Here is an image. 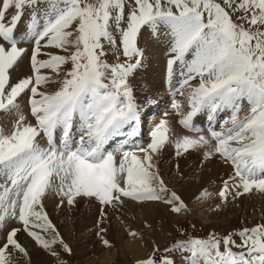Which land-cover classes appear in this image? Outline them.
Wrapping results in <instances>:
<instances>
[{
  "label": "snow or ice",
  "instance_id": "snow-or-ice-1",
  "mask_svg": "<svg viewBox=\"0 0 264 264\" xmlns=\"http://www.w3.org/2000/svg\"><path fill=\"white\" fill-rule=\"evenodd\" d=\"M161 44L171 109L197 133L174 141L175 157L199 152L200 168L217 157L230 163L233 175L217 193L221 203L264 194V0H0V114L11 121L7 131L0 128V264H14L17 254L31 264L21 231L67 264L56 246L69 255L72 249L44 208L50 194L58 209L97 202L96 235L106 247L112 245L102 225L126 202L163 205L176 216L191 211L155 162L171 142L168 120L155 125L146 145L136 141L141 105L132 82L147 78L149 48ZM26 56L29 72L13 82ZM151 94L149 86L145 105L156 103ZM202 113L208 135L193 123ZM220 113L228 115L218 124ZM118 137L123 141L109 151ZM175 168L182 178L179 163ZM211 195L204 189L196 199ZM13 222L21 227H9ZM127 235L144 239L130 228ZM163 251L179 254L182 264H264V224L176 240ZM158 252L153 241L137 264H177Z\"/></svg>",
  "mask_w": 264,
  "mask_h": 264
},
{
  "label": "rangeland",
  "instance_id": "rangeland-1",
  "mask_svg": "<svg viewBox=\"0 0 264 264\" xmlns=\"http://www.w3.org/2000/svg\"><path fill=\"white\" fill-rule=\"evenodd\" d=\"M142 46H143V42H142ZM24 63L26 64L25 66H26L27 72H29V69L27 68L28 67L27 56L24 58ZM15 75H16V72H13L12 73L13 82H15L17 80ZM193 84H194V82H193ZM195 85L196 84H194V86ZM144 86H145L144 84H140V85H138V87L136 85V88L139 90H143L142 88ZM55 87H56V85H52L47 90L52 91L55 89ZM161 91L162 92H160L156 96H160L163 93L166 95L170 94L169 85H165V87ZM138 97H137L138 103L142 106V108H144L143 107L145 105L144 104V95L142 96V98H138ZM153 98H155V97H153ZM158 101H159V99H158ZM23 102L26 105L25 100H23ZM156 103H157V101H156ZM170 103H171V99L169 100V103L167 102L165 104V106H167ZM182 103L186 104L185 100H183ZM156 107L159 108L160 106L159 107L156 106ZM185 107H186V105H185ZM160 110L162 111V109H160ZM155 111L156 110H153L152 112H150V114L148 113V115H145L144 111L141 110V112H142L141 117L142 118L140 121H142V123L140 124V126L142 128L144 126V130H145V124H147L146 118L149 116L148 120L152 121L150 115L153 114V112H155ZM163 113L165 114V112H163ZM164 114L160 113V114L155 115V118H159L158 123L160 122L161 119H167L168 113H167V116L162 118V116ZM169 114H171L173 117H175L176 121L178 119V124H179V120L181 119V117L178 116L176 113H174V114L169 113ZM245 114H247V109H245V112H243L241 115H245ZM29 117L34 122L33 118L30 115H29ZM222 118H227V116H224ZM222 118L217 119L218 123L220 121H222ZM2 120H3V114L0 115V128L2 127V123H3ZM179 126H180V124L178 125V127ZM180 129H182V128H180ZM218 130H220V129H218ZM140 135L143 136V139H145V138L147 139L146 132H144V134H140ZM140 140H142V139H140V138L136 139L137 142ZM39 142H41V143L44 142L43 146L46 145V142L43 138H39ZM144 142L145 141L143 140V144H144ZM113 143H111V145L108 147L109 151H114V149L117 147L115 145V143L114 144ZM115 155L117 158H120V154L119 155L115 154ZM171 161H172V158H170V157L168 159H163L162 155H161V157H159V156L155 157V162H159V164L157 166L160 167L161 174H162V172H164V176H166L165 177L166 183H168L169 181L175 180L174 183L172 182V185H169V183H168V185L170 188L171 187L174 188L178 192V194H180V190L185 189V186L188 185V183L189 184L195 183V182H193L194 178H192V177L196 176V174L200 170V168H198L199 170L193 169V168H197V167H195L193 161L188 160L187 164H186L187 169L192 167L191 172H193V171H195V172L187 174V176H185V179H184V177H182V178L174 177L172 180H170V177L173 176V173H168L169 172L168 164H170ZM181 179L183 182H181ZM219 179H220V181L214 182L213 183L214 187H212L213 189H211L209 191L210 193H212L210 200L211 199L215 200V198H217V196H216L217 195L216 189L218 187L217 185H221L224 182V181L221 182V179H222L221 177ZM196 180L198 181V183L196 181V184L199 185L200 184L199 181H201V177H198V179H196ZM216 180H218V179H216ZM182 198L184 199V197H182ZM214 200L211 201L209 205H207V203L209 201V198H208L205 200L206 202L202 201V204L199 206L198 205L195 206L196 204H194V206L192 205L193 208L190 207V205H189L190 201L185 200V202L188 204L189 208L191 209V211L188 214L176 216V215H172L170 213L172 215V217L178 221H174L173 224H176V225L174 226L173 231L171 233H169L167 239L161 245L158 246V248L160 249V252L157 253V257L164 256V255L174 256L175 259L177 260V264H182L180 257H179V254H175V253H171V252L165 253L163 251L165 248L169 247L176 240H185V239H188L189 237L207 238L210 233H216L218 236L222 237L223 235H225L227 233H231L233 231H238V230L243 229V228H251V227L256 226L257 224H264V194H262V193H259V192L254 190L251 194H247V195H244V196L236 198V199H232L230 197L226 204L221 203L219 197L217 198V200H215V201ZM243 200H245V201H243ZM84 201H86V200H84ZM200 202L201 201H199V204H200ZM87 203H89V202L87 201ZM126 203L128 204V207L123 212H113L112 210H109V220L105 221L102 225L103 227L108 228V232L105 234V238H107L111 242V245H112L111 247L104 246L101 243L99 237L96 235V232L98 230L97 229V220L99 219V214H98L99 211H98V208H95L96 206L93 207V209H87L89 211L88 215L84 213V211H86V210L82 211L81 208L82 207L90 208L91 205H86L84 203H82L84 205L78 204L77 207L74 209H68L67 210V207H64L62 209L60 208L61 211H59L60 209L57 208L58 212L61 213L63 211L66 214H64V216L61 217V215H59L57 213L56 216H57L58 220L52 219V217L50 219L55 224L56 228L59 230L64 241L67 244H69V246L72 249V253H71V255H69V254L63 253L62 250L60 249V247L56 246V250L61 253V258L66 260L67 264H119L120 262H123V260H122L123 256H121L123 254V250H120V248L117 247L116 244H114L115 233H117L116 231L118 229L124 227L125 225H123V224L127 221H130V223L132 224V225L130 224L131 227L129 225V227L131 229H133V230L137 229L135 227L136 225L134 223L135 222L134 216H133L134 210L130 208V204L128 202H126ZM154 205H158V204H154ZM218 205H219V207H218ZM205 206H207V207H205ZM136 207H138V206H136ZM233 208H234V211L232 210ZM52 215H54V214H52ZM137 224H138V221H137ZM70 225H72V228H70ZM12 226L16 227V222H13L12 224L9 225V227H12ZM18 226L20 227L19 224H18ZM65 226H66V228H64ZM129 227L127 229H129ZM178 229L183 231V235L181 234V231H178ZM137 230H140V232L143 233L144 239L143 240H141L139 238L134 239V238H131L127 235L126 239L130 240L129 242H131V243H133V242L136 243V242H140V241L145 242L146 239H148L147 237L149 236V233H151V232H147V230H149V229H145V228L144 229L139 228ZM23 235L25 237H27V239L29 240L28 241L27 239H25L27 241V244H28V247L27 246L26 247L28 249H30V251L32 249H34V251H36L38 253L41 252L38 255L33 254V257L31 256L32 257L31 258V264L32 263L36 264V262H34V260L37 261L39 256H41L43 260L41 262H39L38 264H58V258L57 257H53L50 254H48L47 252L39 249L26 234H23ZM1 236H3V232H0V237ZM23 239L24 238L20 239L21 243H22ZM235 239L237 240V243H239V238L236 237ZM95 246L99 247L100 251L95 252V249H94ZM234 250H236V249H234ZM31 253L32 252H30V254ZM105 253L110 254V256L113 257V259L107 261L106 263H105V261L101 262L103 260L102 257ZM151 253L152 252L147 253L146 255L141 257L140 259H143V258L149 256ZM140 259H138V260H140ZM137 261L133 262L132 264H137ZM25 263H27V261L24 258H22L21 256H19L18 254L16 256H14V264H25Z\"/></svg>",
  "mask_w": 264,
  "mask_h": 264
},
{
  "label": "bare ground",
  "instance_id": "bare-ground-1",
  "mask_svg": "<svg viewBox=\"0 0 264 264\" xmlns=\"http://www.w3.org/2000/svg\"><path fill=\"white\" fill-rule=\"evenodd\" d=\"M25 46H27V45H25ZM166 49H167V45L166 44H161L158 47L157 46H153V47L149 48L148 55L150 57L151 64H150V67H149V70H148L147 78H145L143 76H137L132 82L134 88H136V85H137V87L140 84H144L145 85L142 88L143 90H139V89L136 88V95H137V97L139 96L138 98H142V96L144 95V91H145V89L147 87H149V86L153 87V94H151V95H152V98L153 97L156 98V99L155 98H153V99L155 101H157V103L148 105L147 106L148 110H152L156 106H158V107L161 106V103L162 102L164 103V101L171 96L170 94L166 95L164 93L161 94L160 96H156L157 94L162 92L161 90L165 87V85H168L167 81L165 80L166 79V76H165L166 60H167V51H166ZM25 65L26 64L23 61V63L21 64L20 70L15 71L16 72V75H15L16 79H18L20 76L28 73ZM12 81H13V79H12ZM173 85H175V81H173ZM158 99H159V101H158ZM23 100H25L26 105L24 104ZM20 103H21V109L25 113H27L28 112L27 97H22V99L20 100ZM227 115H228L227 113H220L218 115L217 119L218 118L220 119V118H222L224 116H227ZM152 118H154V117H152ZM167 120L169 122V127L171 129V131L169 133V137H170V141L171 142L165 145L163 151L161 152V155H162L163 159H168L169 157L172 158V161L170 162V164H168V168H169V172L168 173H173V176L170 177V180H172L174 177H177L176 168H175V165L177 163H179L180 170L183 172V174H184L183 177L185 179V176H187V174L195 172V171L191 172L192 171V167L191 166H190L191 168L187 169V165H186L187 161L188 160L189 161H193L195 167H197V168H193V169H198V168H200L198 165L200 163L201 154L199 152H191L188 155L177 159L175 157L174 141L177 138H180V137H182L184 135H197V133H194V132L190 133V131L185 129L182 125H180L181 127L180 126L178 127V125L180 124V123L178 124V119L176 121L175 117H173L169 113H168V116H167ZM2 121H3V123H2V127L1 128H4L5 131H7L8 129L11 128V121H10V118L8 116L3 114V120ZM29 121L33 122L30 117H29ZM158 121H159V118H156L155 121L150 125V130H152L155 127V125L158 124ZM193 123H194V125L199 126L203 130L202 134L208 135V133H207V128H208L207 124H208V122H207V118H206V113H202V114H199L198 116H196L194 118V120H193ZM180 128H182V129H180ZM57 137H59V132L57 133ZM120 138L123 139L124 137H118V139H120ZM145 140H147V139H145ZM43 143L44 142H42V143L40 142V144L42 146H43ZM44 146H46V145H44ZM161 155H159V157H161ZM118 160H119V158H117V161ZM156 163H157V165L159 164V162H156ZM162 174L164 176V172H162ZM231 175H233V167H232V165L230 163H225L223 160H221L219 157H217L216 159H214L210 163H207L203 168H200V170L197 172L196 176L192 177V178H194L193 182H195V183L194 184H189L188 183V185H186L187 187L184 185L185 189L180 190V195L182 197H184L185 200L190 201V203H189L190 207H192V205L194 206V204H196L195 206H197V205L199 206V205L202 204V201L199 204V201L196 199V197L199 195V193L202 190L207 189L208 191H210L211 189H213L212 187H214L213 183L216 182V181H220V179H219L220 177L222 178L221 179V182H222V181H225L226 179H228ZM165 177L166 176H164V178ZM198 177H201V181H199L200 182L199 185L196 184V181H197L196 179H198ZM216 179H218V180H216ZM174 181L175 180L169 181L168 182L169 185H172V182L174 183ZM2 182L3 181L0 180V183H2ZM197 183H198V181H197ZM217 186H216L217 187L216 193H218L219 190L223 187V184L217 185ZM217 198H218V196H217ZM217 198H215V200H217ZM213 200L214 199L210 200V198H209V201H208L207 205H209L210 202L213 201ZM203 201H205V200H203ZM243 201H245V200H243ZM82 203H84L86 205H91L90 208H85V207L81 208L82 211L86 210V211H84V213L87 214V215L89 213V211L87 209H93V207H95V206H96L95 208L99 209V205L95 201H93L90 204V203H87V200L86 201L81 200L79 202V204L80 205H84ZM128 203L130 204V208L134 210V215L133 216H134V220H135L134 223L136 225L135 227L137 229H139V228L140 229H144L143 224H144L145 221H147V222L152 224V228L147 230V232H151V233H149V236L147 237L148 239H146L145 242L140 241V242H136V243H134V242L131 243V242H129L130 240L126 239L127 238V230H128L127 228L131 224L130 221L125 222L123 224L125 226L120 228V229H118L116 231L117 233H115L114 244H116L117 247L120 248V250H123V254L121 255V256H123L122 257L123 262H120L119 264H132L133 262L137 261L138 259H140L144 255H146L147 253L152 252V250H153V241L155 242V245L157 247L159 245H161L167 239L168 234L173 231L174 226L176 225V224H173L174 221H178L175 218H173L172 215L168 212L167 208L162 206V205L151 204V205H144L143 207H140V206L136 207L130 201ZM56 204H57V198L55 197L54 194L48 195L45 198V200H44V208L47 211V213L49 215V218L52 217V219L58 220V218L56 216L57 213L59 215H61V217H63L64 214H66V213L63 212V211L61 213L58 212ZM205 207H207V206H205ZM61 209L59 211H61ZM67 210H68V208H67ZM232 210L234 211V208ZM52 214H54V215H52ZM137 221H138V224H137ZM131 225H130V227H131ZM16 227H19L18 223H16ZM64 228H66V226ZM70 228H72V225H70ZM137 231H140V230H137ZM23 234H26V233L21 231L18 234V238H19V240L24 238L22 243L25 246L28 247L27 241L25 240V239H27V237H25ZM94 249H95V252L100 251L99 247L95 246ZM28 250H29V252H32L31 253L32 257H33V254L38 255V254L41 253V252L38 253V252L34 251V249H32L31 251H30V249H28ZM102 259L103 260L101 262L105 261V263H106L107 261L113 259V257L110 256V254L105 253L103 255ZM42 260H43L42 257L39 256L37 261L34 260V262H36V264H38ZM25 264H27V263H25Z\"/></svg>",
  "mask_w": 264,
  "mask_h": 264
}]
</instances>
